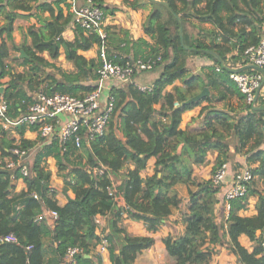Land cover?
<instances>
[{
  "label": "trees",
  "instance_id": "trees-1",
  "mask_svg": "<svg viewBox=\"0 0 264 264\" xmlns=\"http://www.w3.org/2000/svg\"><path fill=\"white\" fill-rule=\"evenodd\" d=\"M29 1L35 3V13L26 3ZM91 2L102 10L104 19L119 10L116 6L108 7L105 0ZM122 3L132 10L148 9L142 29L151 43L142 38L129 41L127 31L112 25H102L105 36L101 39L96 31L80 27L68 11L67 0H0V17L4 15L0 25V94L11 118L25 112L35 92H65L81 97L92 91L95 86L84 82L97 78L100 61L97 56L88 60L81 52L93 48L98 52L103 44L108 58L116 63L129 57L162 58V71L147 89L131 82L109 91L114 107L106 131L87 146L76 148L68 140L62 151L58 139H54L40 145L30 162L24 158L31 173L24 177L25 191L11 194V180L19 177L18 169L0 168V237L12 234L17 238V243H0V264H43V237H51L57 243L60 256L65 255L67 248L78 247L81 252L76 255L77 264H88L85 255L102 240L96 235V218L113 211L117 195L123 198L130 217L141 216L160 224L175 210L179 212L182 232L163 238L168 264H210L223 236L227 237L228 249L238 264H264V204L259 188L264 185V103L256 100L258 104H246L226 69L235 67L237 62L241 64L243 51L259 42L264 0ZM17 11L36 16L40 24L27 28L18 45L12 38L14 21L22 16ZM43 12L48 17H41L39 13ZM70 26L73 39L67 40L63 32ZM20 50L24 56L19 55L18 59L24 68L16 72L6 61L11 51ZM61 53L72 70L56 64ZM196 56L212 64L194 74L189 71L188 60ZM6 77L9 80L2 82ZM204 89L208 92L200 101H190ZM234 101L238 108H233ZM218 104L222 106L217 107ZM197 106L198 127L182 129V115ZM12 128L20 129L22 135L23 125ZM35 144L22 137L14 143L9 132L0 128L2 160L16 159L12 148L27 155ZM231 147L234 153L245 157L252 179L242 196L229 200L227 217L223 212L217 217L224 205L211 176L228 162ZM208 154H215L211 176L195 181L194 168L208 164ZM47 157L55 160L63 187L74 194L62 206L57 204L50 188L51 172L44 164ZM151 159L152 173L142 176ZM118 181L120 184L114 186ZM176 185L187 189L184 202L175 190ZM251 196H257L256 214L240 215L238 212L246 207ZM43 208L57 213L52 230L45 221H37ZM64 220L74 224L69 235L61 234ZM242 236L250 242L251 250L240 243ZM105 240L110 263L124 264L123 244L109 245L111 238Z\"/></svg>",
  "mask_w": 264,
  "mask_h": 264
},
{
  "label": "crops",
  "instance_id": "crops-1",
  "mask_svg": "<svg viewBox=\"0 0 264 264\" xmlns=\"http://www.w3.org/2000/svg\"><path fill=\"white\" fill-rule=\"evenodd\" d=\"M16 2V1H15ZM31 7V12L35 13L34 5L32 1L26 2ZM78 4H82V1H79ZM105 4L108 7H118L119 10L116 11L113 15H109L104 19L103 26L112 25L121 27L125 31L128 32L129 41H135L137 39H145L147 42H150V39L146 37L143 33L142 23L145 19V16L148 13L146 9H138L132 10L129 9L126 5L122 3V0H105ZM63 12L67 13L66 7L62 5ZM70 12V10H68ZM21 14V17H18L14 21V30L12 32L13 42L15 44H20L25 37L26 30L32 26H39V22L36 16H29L27 12L17 11ZM41 17H48L47 12L39 13ZM3 16L0 17V25L3 23ZM205 27H210L209 24H205ZM122 34H119L121 37ZM63 37L67 40L73 39V32L71 26L68 27L63 32ZM28 43L30 39H27ZM20 52L11 51L9 58L7 59V64L10 68L15 69L16 72L23 71L24 66L20 64L19 55ZM235 54V52H233ZM86 59L90 60L96 58L97 56V49L93 48L85 52H81ZM130 54V52H129ZM44 56L46 54H43ZM192 64L195 65V68L192 73H198L200 69L204 66L211 65V61L204 57L196 56L192 58ZM240 62H237L233 65H240ZM57 65L61 66L65 70H72V65L65 61L63 53H61L58 57L56 62ZM49 71V70H48ZM139 75V74H138ZM136 75L131 82L137 84L140 87H148L152 84L144 82L135 81V78L138 76ZM139 77V76H138ZM9 80L8 77L2 79V82H7ZM154 81V80H153ZM85 84H93V80H86ZM125 84L120 83L119 81L109 80L105 83V88L102 93L107 94L111 87H119ZM262 101L264 103V83L261 86L258 95L255 99V102ZM258 104V102H256ZM221 107V104H218L217 107ZM200 110V106L193 108L185 112L182 115L180 127L182 129H186L192 125V120L196 119ZM61 121L66 119L65 115L59 116ZM23 133L20 134L18 129L10 127L7 129L9 132L10 137L14 140V143H17L20 138H24L30 141H35V145L33 148L28 150L27 155L24 154L21 158V163L24 165V158L27 159L29 162L32 160L34 152L43 144V142L38 137L37 133L34 129L28 128L27 126L23 125ZM20 127V126H16ZM264 148V144H263ZM230 153L232 154L229 158L228 162L226 163L228 166L226 180H229L234 172L237 170L248 166L245 160V157L240 153H234L233 147L230 148ZM209 166L212 168V162L215 158V154L211 155L208 154ZM48 165V169L51 172V181L54 179L55 185L50 182V188L55 193V199L57 204L62 206L64 205L67 200L70 198H74V194L70 189H65L63 187L62 180L57 175L56 163L52 157H47L44 160V164ZM146 169L141 172L142 176H146L152 173V166L153 160H149L147 163ZM150 165V167H149ZM26 166V165H25ZM27 168V167H26ZM28 169V168H27ZM55 169V171H54ZM211 171V170H210ZM29 172V170H28ZM31 173L27 177H29ZM20 176V175H19ZM58 178V179H57ZM120 181L116 182L114 186H118ZM12 188L10 190L11 194H17L19 192L26 190V183L24 178L17 177L11 180ZM185 187V186H184ZM186 188V187H185ZM260 190L264 189V185L260 184ZM176 190V186H175ZM177 192V191H176ZM184 202L186 197H182L179 193H177ZM219 196V193H218ZM257 202V196H251L248 198L247 205L244 209L240 210L238 213L242 216H253L256 214L255 204ZM46 208H43L40 213L44 214V219L37 221H45L47 226L52 230L54 228V221L51 220L48 214H46ZM119 212V215H118ZM220 212H223L224 218H226L227 214L225 213L224 206ZM179 212L175 210L164 222L162 223H152L147 219L141 216H133L130 217L126 213V207L124 204V200L120 195H117L114 199V206L113 211L103 217H97V228H96V235L102 238L101 242L93 248L89 254L85 255L86 259H89L88 264H111L108 254V243L106 242V249L103 252H100V246L104 242L105 237H110L111 242L109 245H120L123 244V263L124 264H168L169 259L164 250L163 245V238L182 232V225L178 221ZM74 230V224L71 220H64L62 223L61 234L69 235ZM126 237H130L131 240H127ZM122 239H126L124 242ZM106 241V240H105ZM240 243L251 250V244L247 240L246 237L242 236L239 239ZM42 263L43 264H65L64 256H60L57 250V243L51 237H43L42 239ZM216 253L212 258L210 264H238L236 261L235 256L230 253L228 246H227V237L223 236V240L215 247ZM81 252V249H80ZM79 252V253H80ZM99 259V260H98Z\"/></svg>",
  "mask_w": 264,
  "mask_h": 264
},
{
  "label": "built area",
  "instance_id": "built-area-1",
  "mask_svg": "<svg viewBox=\"0 0 264 264\" xmlns=\"http://www.w3.org/2000/svg\"><path fill=\"white\" fill-rule=\"evenodd\" d=\"M78 2V0H67L74 20L84 30H94L103 39L105 34L102 32L104 22L102 10L93 5L91 0H85L82 4H78ZM97 57L100 65L96 71L97 78L92 84L95 88L81 97L65 92H56L49 95L43 92H35L32 95V101L27 103L25 112L11 118L8 116V105L0 94V128L7 130L10 127L25 125L34 129L43 143L58 139L62 151H65V143L68 140L76 148L87 146L90 141L106 131L113 112V98L109 92L107 94L102 93L106 81L115 80L122 84L131 83L136 75L152 70L162 63L161 56L129 57L122 63H116L108 58L103 44L98 48ZM229 68L241 69L240 72L230 73V78L237 85L245 103L253 105L256 91L260 88L264 77L262 73L264 71V25L259 42L243 51L242 63ZM245 68H251L254 71L250 73L242 72ZM216 70H219V68H216ZM141 89L144 90L147 87H141ZM174 105L177 106V103ZM60 115H65L66 119L61 121ZM11 154L15 155L16 159L2 160L0 158V168L9 170L17 168L19 177H27L29 175L28 169L21 163V158L25 152L15 147L11 149ZM227 170L228 166L224 163L210 176L213 184L219 189L218 198L223 202L225 213L228 215L229 200L244 194L246 185L252 179V174L250 168L246 166L234 172L231 178L226 180ZM261 196L264 204V189ZM33 197L37 198L36 195H33ZM46 211L51 220L55 221L57 213L49 209H46ZM37 218L41 220L45 217L43 213H40ZM261 234L264 249V227ZM4 242L17 243V238L12 234L1 236L0 243ZM105 249L106 241L104 240L100 246V252L105 251ZM79 252L78 247L67 248L64 255L65 264H77L76 255Z\"/></svg>",
  "mask_w": 264,
  "mask_h": 264
},
{
  "label": "rangeland",
  "instance_id": "rangeland-1",
  "mask_svg": "<svg viewBox=\"0 0 264 264\" xmlns=\"http://www.w3.org/2000/svg\"><path fill=\"white\" fill-rule=\"evenodd\" d=\"M146 10H148V9H146ZM146 17V16H145ZM193 62H192V58L191 59H189L188 60V65H189V71H190V73H192L193 72V70H194V68H195V65L194 64H192ZM47 70H49V72H52V70L51 69H49V68H46ZM162 71V63L161 64H159L158 66H156L155 68H153L152 70H149V71H145V72H141L136 78H135V81H139V82H143V80H144V82H148V83H151V82H153V80H155L159 75H160V72ZM45 76V72H43L42 73V77H44ZM57 76V75H56ZM41 77V76H40ZM179 83V82H178ZM233 108H238V103H237V101H234L233 102ZM194 127H198V122L195 120V119H193L192 120V125L190 126V127H188V128H194ZM209 156V155H208ZM208 156H207V158H208ZM208 165H210L209 163L208 164H206V165H203V166H196L195 168H194V172H193V178L195 179V181H201V180H206V179H208L209 177H210V170H211V166H209L208 167ZM148 166V165H147ZM45 167L46 168H48V165H47V163H46V165H45ZM149 167H150V165H149ZM56 169H57V167H56ZM146 169V168H145ZM54 171H55V169H54ZM58 179V178H57ZM51 183L53 184V185H55V183H54V179H53V181H51ZM176 191H177V193H179L180 195H182V197H185V196H187V189L183 186V185H176ZM220 211L221 210H218L217 211V217H219V215H220ZM216 217V218H217Z\"/></svg>",
  "mask_w": 264,
  "mask_h": 264
},
{
  "label": "water",
  "instance_id": "water-1",
  "mask_svg": "<svg viewBox=\"0 0 264 264\" xmlns=\"http://www.w3.org/2000/svg\"><path fill=\"white\" fill-rule=\"evenodd\" d=\"M150 1H152V2H159V0H150ZM163 3V2H162ZM164 5H166L165 3H163ZM167 6V5H166ZM180 36L182 37V35H181V33H180ZM21 55H24V52L23 51H21ZM214 57L220 62V60H219V58L217 57V56H215L214 55ZM227 70H228V72H230V73H235V72H240L241 71V69H232V68H226ZM262 73H263V75H264V71H262ZM263 83H264V77H263V81H262V84H261V86L263 85ZM261 86H260V88H261ZM260 88L256 91V94H255V99H256V97H257V95H258V92H259V90H260ZM207 90L206 89H204L202 92H200L198 95H196L194 98H192L190 101H200L202 98H203V96L204 95H206L207 94Z\"/></svg>",
  "mask_w": 264,
  "mask_h": 264
}]
</instances>
